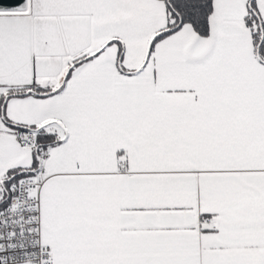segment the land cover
Returning <instances> with one entry per match:
<instances>
[{"label": "snow or ice", "instance_id": "snow-or-ice-1", "mask_svg": "<svg viewBox=\"0 0 264 264\" xmlns=\"http://www.w3.org/2000/svg\"><path fill=\"white\" fill-rule=\"evenodd\" d=\"M0 264H264V0H0Z\"/></svg>", "mask_w": 264, "mask_h": 264}]
</instances>
